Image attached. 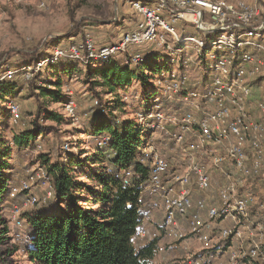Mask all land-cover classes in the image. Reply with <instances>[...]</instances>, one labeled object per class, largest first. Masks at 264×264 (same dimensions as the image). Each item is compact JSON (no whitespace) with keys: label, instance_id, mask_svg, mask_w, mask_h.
<instances>
[{"label":"built area","instance_id":"built-area-1","mask_svg":"<svg viewBox=\"0 0 264 264\" xmlns=\"http://www.w3.org/2000/svg\"><path fill=\"white\" fill-rule=\"evenodd\" d=\"M131 10L137 22L133 30L120 36L119 42L97 48L86 37L55 48L48 59L24 67L23 77L29 81L32 70L62 60L84 65L94 59L104 64L126 55L128 49L156 45L165 50L171 69L155 80L156 94L147 110L135 114L138 126L148 131L137 147L140 161L148 166V178L139 191L141 227L133 240L148 235L158 239L169 236L177 243L173 246H181L184 251H188L187 236L203 251L212 247L214 234L223 241L240 242L254 196L239 192L238 184L264 171V93L255 102V119L249 109L252 88L256 82L264 85V0L254 4L242 0H158L150 5L134 1ZM164 12L168 22L161 18ZM179 21L198 30L200 38L180 37L171 26ZM184 32L181 30V34ZM186 43H190L188 52ZM125 61L137 64L142 58L129 54ZM190 69L198 71L200 77L192 80ZM12 76L7 72L0 81ZM62 107L66 117L76 119L73 101ZM7 109L15 126L20 121V108L11 102ZM155 138H166L172 145V152L177 153L172 161L156 149ZM108 144L107 137L96 140L98 148ZM210 169L218 174L221 184L216 197L208 202L195 198L194 193L212 189ZM40 175L44 178L46 174ZM128 176L126 173L124 178ZM32 183L30 178L10 187V198L26 193L25 204L35 206L39 200L30 194ZM155 205L161 209V224L155 218ZM10 220L18 229L23 225L16 209ZM217 222L227 225L217 227ZM146 227L154 230L149 232ZM160 249L157 247V252ZM226 257L227 264H240L241 260L263 264L264 250L261 244L253 243L241 253L231 250ZM180 262L208 264L203 255L190 252Z\"/></svg>","mask_w":264,"mask_h":264},{"label":"rangeland","instance_id":"rangeland-1","mask_svg":"<svg viewBox=\"0 0 264 264\" xmlns=\"http://www.w3.org/2000/svg\"><path fill=\"white\" fill-rule=\"evenodd\" d=\"M134 1L150 5L158 0H0V78L7 72H11L13 76L16 75L15 78L19 81L18 83L21 86L23 84V91L20 94L0 99V143L10 147L8 168L5 171V173L10 174V181L7 184L10 188L31 178L33 183L30 194L39 200V203L33 207L25 204V198H18L12 204L10 203L11 208L7 210V217H5L7 222L5 227L8 234L0 243V264H30L25 254L19 249L26 231L25 214L43 206L49 208L50 211L54 209L51 184L46 175L44 178L40 175L42 172L45 174V170L41 168L39 155H48L52 161L61 159L65 164L74 166L75 176L79 177V182L86 180L84 177H80L82 166L86 164V166L90 165L94 169L99 166L93 165L89 161L94 158L93 154L98 150L95 140L89 134V122L96 109L93 106L95 98L88 83L83 79V73L79 74L75 71L79 70L78 66L81 65H76L74 61L62 60L59 64L64 65V71L72 70L68 76L61 77L63 76L62 68H54L56 64L53 65L54 67L51 64L44 66L41 70H32L29 81H25L22 69L26 67V62L29 60L28 56L34 53L37 63L39 60L48 59L55 48H63L69 44L81 42L83 41L81 38L85 39L86 37H90L97 48L119 42L120 36L133 30L137 22V17L131 10V3ZM242 1L247 4L258 2V0ZM161 18L168 22L165 12ZM79 22H82L83 26L80 30H76L75 25ZM171 26L180 37L200 38V32L184 21H179ZM181 30H185V32L181 34ZM176 47L178 46L172 45V48ZM184 47L186 48L185 51L188 52L190 43H186ZM126 54H139L144 62L157 57L158 64L166 62L168 57V53L156 45L149 48L128 49ZM123 59H127L126 55L117 56L111 62H119ZM36 63L31 67H34ZM89 65L93 69L96 65L98 66V63L92 59ZM189 74L192 80L200 77V73L196 70L189 72ZM61 78V91L66 99L63 103L55 104L48 101L45 103V107L49 112L60 114L63 119L62 122L54 124L44 121L43 126H50L54 128V131L47 134L43 139L36 138L34 150L17 151L10 143L12 134L29 126L36 112L37 101L40 100L36 97L40 93L39 88H48L49 85L51 87V84L61 80ZM261 83L263 82H256L252 88L253 101L250 103L249 109L253 119L257 117L255 102H258L264 93V85ZM155 86L156 84L152 83V85L143 88L140 83L134 82L128 90L123 93L121 91L119 98L122 99L126 107L120 113H115L114 116L120 120L135 118V110L139 109L140 106L147 107L151 104ZM96 92L100 94L102 101L110 103L114 101L112 96L105 93L104 88H98ZM69 100L73 101L76 106L75 120L66 117L63 113L62 106ZM11 102L16 103L20 108V121L15 126L11 123L7 109V104ZM176 109V112H180V108ZM154 142L156 149L162 155L167 156V154L173 153L169 142L157 141L156 138ZM65 146L67 147L66 150L63 149ZM71 158H74V162H70ZM210 172L214 178L212 189L207 192L194 193L195 198H201L208 202L216 197V189L221 184L218 174L212 169ZM258 175H260L259 179L253 184V187H250L251 181L248 180L238 184L239 192L242 194L251 193L254 196V203L249 207L247 220L243 224L242 241H223L214 234L212 247L203 251L194 239L187 236L186 248L188 251H184L181 246H173L177 243L171 237L162 236L159 239L162 241L159 243L161 249L155 254L153 264H171V262L181 264L180 261L184 259L187 252L192 255H203L208 264H227L226 256L231 250L241 253L249 249L253 243L261 244L263 247L264 171L259 172ZM84 205L92 209L98 206L91 201ZM155 206L156 215L161 219L160 206ZM14 209L18 211L19 217L23 220V225L19 228L20 231L10 220V214ZM216 225L218 227V225L226 226L227 224L220 225L217 222ZM16 234L20 236L16 237ZM258 262L255 261L252 264H260ZM239 263L246 264L247 261L241 260Z\"/></svg>","mask_w":264,"mask_h":264},{"label":"trees","instance_id":"trees-1","mask_svg":"<svg viewBox=\"0 0 264 264\" xmlns=\"http://www.w3.org/2000/svg\"><path fill=\"white\" fill-rule=\"evenodd\" d=\"M82 26V22L77 23L76 30ZM28 57L26 66L34 65L37 61L34 53ZM126 57L129 55L126 54ZM114 58L93 69L89 64H79V70H75L79 74L83 73V79L95 98L93 106L96 112L89 122V134L95 142L102 137L109 139L108 146L97 147L94 158L89 160L91 164L99 165L98 168L86 164L82 166L80 177L86 180L79 182L71 164H65L61 159L52 161L44 154L38 156L52 187L54 209L50 211L43 206L25 214L26 231L19 249L30 264H152L157 253L160 238L148 235L146 239L133 240L141 227L137 213L139 191L148 178V166L140 161L137 147L142 138L147 137L148 131L142 130L135 118L120 120L114 114L126 107L119 98L121 91L128 90L134 82L140 83L143 88L148 87L161 72L169 71L171 66L167 60L158 64L157 57L148 62L142 58V62L137 64L126 63L125 59L111 62ZM56 65L52 67L62 68L63 78L72 71H64L63 64ZM15 76L0 81V99L23 91V84L21 86ZM51 85L39 88L40 93L36 97L41 101H37L36 112L29 126L13 132L10 143L17 151L34 150L36 138L43 139L54 131L50 126H43L44 121L54 124L62 122L60 114L49 112L45 107L48 101L55 104L63 103L66 99L61 91L62 78ZM98 88H104L114 101H102L96 92ZM155 94L156 91H153V97ZM147 108L140 106L134 115L145 112ZM157 141L168 143L166 138ZM169 145L172 151L173 147ZM9 151V146L0 143V243L8 234L5 227L7 210L16 199L25 198L26 195L21 193L14 199L10 198L7 184L10 174L5 173ZM164 156L172 161L177 153ZM70 162H74V158ZM126 173L129 176L125 179ZM259 176L248 179L251 181L250 187H253ZM90 201L98 206L95 209L83 206Z\"/></svg>","mask_w":264,"mask_h":264},{"label":"crops","instance_id":"crops-1","mask_svg":"<svg viewBox=\"0 0 264 264\" xmlns=\"http://www.w3.org/2000/svg\"><path fill=\"white\" fill-rule=\"evenodd\" d=\"M143 48H145V47H143ZM148 48V47H147ZM146 204H148L147 202H145ZM156 219H157V224H161V220L158 218V217H156ZM148 230H149V232H151V231H153L154 230V228L153 227H146ZM164 237V236H163ZM159 243H162V241L160 240H158V244H157V247H159L160 246V244ZM158 253V252H157ZM156 253V254H157ZM155 262V257L153 258V260H152V264ZM156 264H159V263H156ZM171 264H175V263H173V262H171Z\"/></svg>","mask_w":264,"mask_h":264}]
</instances>
